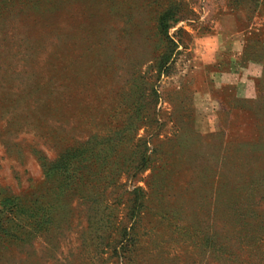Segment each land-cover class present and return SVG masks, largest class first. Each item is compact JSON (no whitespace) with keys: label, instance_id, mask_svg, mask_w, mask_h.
Here are the masks:
<instances>
[{"label":"rangeland","instance_id":"374dc122","mask_svg":"<svg viewBox=\"0 0 264 264\" xmlns=\"http://www.w3.org/2000/svg\"><path fill=\"white\" fill-rule=\"evenodd\" d=\"M0 264H264V0H0Z\"/></svg>","mask_w":264,"mask_h":264},{"label":"crops","instance_id":"0c3cea01","mask_svg":"<svg viewBox=\"0 0 264 264\" xmlns=\"http://www.w3.org/2000/svg\"><path fill=\"white\" fill-rule=\"evenodd\" d=\"M218 45H215V47H214V50H216L218 47H217Z\"/></svg>","mask_w":264,"mask_h":264}]
</instances>
